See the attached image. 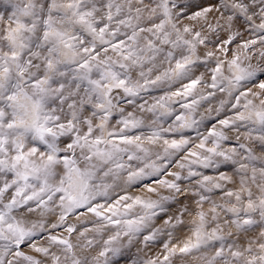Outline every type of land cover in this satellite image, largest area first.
<instances>
[{"label": "snow or ice", "instance_id": "6c2138e0", "mask_svg": "<svg viewBox=\"0 0 264 264\" xmlns=\"http://www.w3.org/2000/svg\"><path fill=\"white\" fill-rule=\"evenodd\" d=\"M0 264H264V0H0Z\"/></svg>", "mask_w": 264, "mask_h": 264}, {"label": "rangeland", "instance_id": "374dc122", "mask_svg": "<svg viewBox=\"0 0 264 264\" xmlns=\"http://www.w3.org/2000/svg\"><path fill=\"white\" fill-rule=\"evenodd\" d=\"M223 171H228V168L227 169H224ZM206 174H208V175H216L217 173L216 172H209L208 171ZM132 191L135 194L136 192L139 191V188L133 189Z\"/></svg>", "mask_w": 264, "mask_h": 264}, {"label": "bare ground", "instance_id": "6f19581e", "mask_svg": "<svg viewBox=\"0 0 264 264\" xmlns=\"http://www.w3.org/2000/svg\"><path fill=\"white\" fill-rule=\"evenodd\" d=\"M201 111H204V109L202 108L201 109ZM224 169H227V167H225V168H223V169H221V170H224ZM229 170V169H228ZM206 171V173L209 171V172H216L215 170H213V169H208V170H205Z\"/></svg>", "mask_w": 264, "mask_h": 264}]
</instances>
